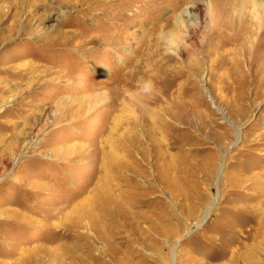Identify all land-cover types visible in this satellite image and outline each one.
<instances>
[{
  "label": "rangeland",
  "instance_id": "374dc122",
  "mask_svg": "<svg viewBox=\"0 0 264 264\" xmlns=\"http://www.w3.org/2000/svg\"><path fill=\"white\" fill-rule=\"evenodd\" d=\"M263 5L0 0V264H264Z\"/></svg>",
  "mask_w": 264,
  "mask_h": 264
},
{
  "label": "bare ground",
  "instance_id": "6f19581e",
  "mask_svg": "<svg viewBox=\"0 0 264 264\" xmlns=\"http://www.w3.org/2000/svg\"><path fill=\"white\" fill-rule=\"evenodd\" d=\"M238 1V0H237ZM245 1V0H244ZM255 2V4L258 5H263L264 4V0H253ZM237 3V2H236ZM251 5V4H250ZM242 6V5H241ZM264 6V5H263ZM243 7V6H242ZM246 8V6H245ZM189 7H186L184 10V13L188 11ZM238 9V8H236ZM250 9V8H249ZM256 10V9H255ZM211 11L213 12V10H208L209 15L211 14ZM247 11V10H246ZM242 12V11H241ZM237 14V12H236ZM242 14V13H241ZM259 14V13H258ZM213 16V15H212ZM253 16V15H252ZM210 17V16H209ZM257 17L256 13H255V18ZM239 19V18H238ZM257 20V19H256ZM255 20V21H256ZM219 25V24H218ZM262 28V27H261ZM259 31V30H257ZM244 30L243 33L238 36L239 38V42L235 44V46L237 47L236 49H233V52H231L232 50H227L226 52H231L232 53V59L233 61H229L232 63V68L234 69H240L242 67V63H247V70H242L243 74H252V72L254 71V65H256V58L253 56V54H257L258 52V46L259 44H263L264 42V37L259 36L257 39V43H253V39H252V35L254 33V30H249L247 33L244 34ZM262 32V31H261ZM170 34V33H168ZM168 36V35H167ZM169 43H175V41H177V39H175V37L170 36L167 38ZM172 43V44H173ZM161 50V49H160ZM162 51V50H161ZM229 52V53H230ZM168 59V58H167ZM234 69V70H235ZM146 88V87H145ZM129 93V92H128ZM141 93V92H140ZM144 93V92H143ZM135 94V93H134ZM137 94V93H136ZM131 95V94H130ZM127 97V96H126ZM126 99V98H125ZM130 99V98H129ZM128 100V99H127ZM126 101V100H125ZM127 103V102H126ZM92 104H89V106ZM123 110V109H122ZM121 112V111H118ZM121 114H117L116 116V120L117 123H121L120 122V117L119 116ZM118 125V124H117ZM118 127V126H117ZM128 130V127L126 128ZM123 132V131H121ZM123 135V134H121ZM108 136V135H107ZM110 141V140H109ZM112 142V141H111ZM115 143V142H114ZM114 146V145H113ZM117 147V146H116ZM116 151V148L115 150ZM117 153V152H116Z\"/></svg>",
  "mask_w": 264,
  "mask_h": 264
}]
</instances>
